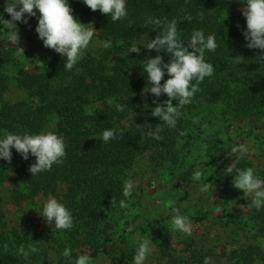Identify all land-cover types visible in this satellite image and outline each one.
Instances as JSON below:
<instances>
[{
  "label": "trees",
  "instance_id": "obj_1",
  "mask_svg": "<svg viewBox=\"0 0 264 264\" xmlns=\"http://www.w3.org/2000/svg\"><path fill=\"white\" fill-rule=\"evenodd\" d=\"M242 2L126 0L127 19L111 22L107 15L93 12L82 0H69L73 15L81 22L93 23L100 30V38L110 42V48L100 56H84L71 71L63 69L65 58L52 51L47 65H37L39 71H26L20 78L37 100L0 103V138L7 133L53 131L65 140L67 157L63 165L54 166L50 172L32 177L28 169L35 163V157L30 155L26 161L15 149L11 164L0 160V185L12 183L11 198L18 205L34 200L37 195L53 196L72 212L74 228L68 231L55 228V234L48 237L51 255L57 258L58 264H75L72 259L78 256L76 249H80V255L89 250L91 258L101 252L107 253V244L118 225L116 218L126 210L120 208L119 202L124 199L129 204L132 200V195L125 198L122 194L128 171L143 152H149L151 160L157 163L178 162L177 142L186 128V110L221 103L235 112L251 116L264 114V62L256 59L260 50L246 47L242 34L246 19L240 13ZM200 13H203V19H200ZM187 15L193 17L192 21L185 19ZM7 17L11 18L8 14ZM149 18L177 20L180 38L185 43L194 30H203L206 36L213 35L219 45L215 53L206 52L205 56L215 67L214 75L200 84L201 91L182 109L176 129L162 125L163 139L159 141L148 137L136 126L161 123L159 118L152 116L156 106L152 101L156 98L151 93L142 95L145 87H151L142 65L148 56L160 54L155 50L149 53L143 48L157 35L151 25L145 26ZM141 41L143 44L139 43ZM132 45L140 46L141 52L130 53ZM163 55L167 63L169 57L166 53ZM238 55L246 59L244 64L234 63L233 57ZM111 56H118V59L108 68L106 61ZM4 61L6 55L0 53V65ZM168 78L166 74L161 83ZM5 87L0 80L1 96ZM159 99L162 102L167 96ZM176 103L173 101L174 105ZM117 105L123 106L125 111H117ZM129 111L135 114L134 117H129ZM113 128L118 136L122 131L123 137L104 144L102 132ZM210 162L215 167L214 184L223 201L237 198L238 190L231 188L233 177L226 173L232 160L221 157ZM113 197L115 203L111 204ZM2 202L0 193V206ZM249 217L257 222L259 232L264 234V208H249ZM38 226L29 220L22 228H7L0 214V264H43L38 261L46 254V247L41 248L34 242ZM4 244L8 245L7 253L3 250ZM30 244L39 251L26 260L18 255V249ZM189 246L192 248L193 244ZM66 247L72 250L71 259L62 255ZM190 250L188 258L177 254L176 249L163 248L164 261L155 264H200L205 257H211L201 249ZM257 258L264 261V251L259 245L250 243L233 254V264H251Z\"/></svg>",
  "mask_w": 264,
  "mask_h": 264
},
{
  "label": "rangeland",
  "instance_id": "obj_2",
  "mask_svg": "<svg viewBox=\"0 0 264 264\" xmlns=\"http://www.w3.org/2000/svg\"><path fill=\"white\" fill-rule=\"evenodd\" d=\"M4 3L5 0H0V13L8 19L3 10ZM38 16L37 11V17L30 18L28 24L17 22L21 36L20 47L25 49V56H18L17 47L0 31V53L6 55V61L0 65V80L6 84L0 95V103L37 100L31 89L20 82V78L26 71H39L37 65H47L53 51L43 46L35 31ZM82 23L96 30L84 56L104 54L110 47H104L107 41L100 38V30L89 21ZM0 29H3L2 24ZM139 43L143 44L142 41ZM117 59L118 56L108 58L107 67H112ZM184 120L186 128L177 142L178 162L157 163L151 160L149 152L141 153L135 160L128 171V180L131 179L134 184L132 200L124 214L116 218L118 225L107 244V253L101 252L92 258V264H133L136 247L144 237L153 241V250L146 264L163 262L162 250L166 247L173 251L176 249L177 254L188 258L190 249H201L211 255V264H233V254L250 243L259 245L264 251V234L259 232L257 222L249 217L247 204L251 197H244L243 191L238 190L237 198L223 201L221 192L214 184L215 167L210 162L229 157L231 164L235 163L242 169L252 167L256 175L264 179V114L251 116L217 103L186 110ZM239 144L248 146L250 155L238 159L239 153L231 154V148ZM198 169L203 172L201 181L192 178ZM203 183L210 184L207 192L200 191ZM11 191V182L0 185L3 197L0 214L7 228L19 229L24 222L33 220L39 225L36 228L37 240L34 242L41 248L46 247V254L38 262L58 264L57 258L51 255L48 238L55 234V225H48L39 215L44 203L55 197L37 195L34 200L18 205L11 198ZM217 207L222 209L219 213L215 211ZM173 209H179L181 215L191 219V236L170 229ZM129 228L132 230L129 231ZM190 243L193 244L192 248ZM76 253L79 256L80 249H76ZM89 253L86 250L85 254ZM76 258L72 259L74 263ZM251 264H264V261L257 258Z\"/></svg>",
  "mask_w": 264,
  "mask_h": 264
},
{
  "label": "clouds",
  "instance_id": "obj_3",
  "mask_svg": "<svg viewBox=\"0 0 264 264\" xmlns=\"http://www.w3.org/2000/svg\"><path fill=\"white\" fill-rule=\"evenodd\" d=\"M82 2L93 12L100 11L107 15L111 22H118L127 19L129 13L126 0H82ZM188 0H186V3ZM241 14L246 19V29L242 34L246 41L248 49L260 50L256 57L258 61L264 62V0H243ZM3 10L11 18L5 19L3 13H0V24L3 25V31L9 42L17 47V55L25 56V49L20 47L21 36L17 22L28 24L29 19L37 17L38 23L35 29L38 38L43 42V46L51 49L64 59L63 69L71 71L84 59L85 52L89 49L93 41L96 30L89 28V24H84L73 15V8L69 0H5ZM200 19H203V13H200ZM189 22L193 17H185ZM151 25L153 31L157 32L155 38H151L143 48L149 53L155 50V57L148 56L143 63V73L146 74L148 85L145 87L142 95L151 93L156 99L152 101L154 109L152 116L159 118L161 123L151 125L148 123L136 125L144 130L148 137L154 140H162V125L169 129H176L178 120L182 115V109L191 104L195 95L201 91L200 84L206 78H210L215 73V67L212 63L206 61V52L215 53L219 47L216 38L213 35H205L203 30H194L187 43H185L179 34L178 22L175 19L168 21L159 18H149L145 21V26ZM7 30V31H5ZM110 42H105L104 47H110ZM130 53L141 52V47L132 45L129 48ZM169 57L165 63V56ZM234 63L244 64L246 59L242 55L233 57ZM169 77L164 83L165 75ZM235 87V85H233ZM166 95L167 99L162 101L160 97ZM173 101L177 103L174 105ZM117 111L124 112L125 108L117 105ZM134 113L129 111V117H134ZM136 119V118H135ZM148 131H145V129ZM124 133L121 131L119 136L116 129H105L102 132V142L108 144L112 140L122 138ZM183 135V133H181ZM66 143L63 137L53 131L32 134L25 132L23 134L7 133L0 138V160L11 164L13 159L12 150L15 149L24 160L29 156L35 157V163L29 166L31 176H36L44 172H50L54 166L63 165L66 157ZM239 153L238 159H243L245 155H250L251 150L244 144L235 145L231 148V154ZM227 176L233 177L232 187L236 190H242L244 197H251L249 208L260 210L264 208V179L256 175L254 168H239L235 163L226 168ZM203 172L197 170L193 174V180L201 181ZM134 188L131 179L124 181L123 196L130 198ZM210 188L209 183H203L200 191L207 192ZM115 203L113 197L111 204ZM120 208H127L129 205L124 199L119 202ZM240 207H244L241 205ZM222 209L217 207L215 211L219 213ZM170 229L182 232L188 236L193 234V224L186 215H181L179 209H173ZM41 215L48 225L54 224L58 230L68 231L74 228V217L67 206L59 202L56 198H49L43 205ZM132 229L129 228V231ZM153 241L147 237L141 239L136 247L133 257V264H146L148 257L152 253ZM5 253L8 251V245H3ZM39 249L35 245H28L25 248L21 245L18 249V255L26 260ZM62 255L66 259H71L72 250L66 247ZM212 258L205 257L203 264H211ZM75 264H92L90 255H79Z\"/></svg>",
  "mask_w": 264,
  "mask_h": 264
}]
</instances>
